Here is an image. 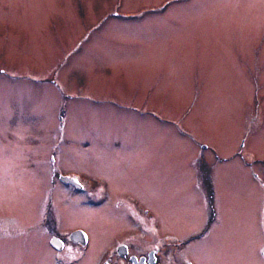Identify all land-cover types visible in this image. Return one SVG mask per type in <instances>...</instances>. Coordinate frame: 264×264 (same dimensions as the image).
Instances as JSON below:
<instances>
[{"label": "rangeland", "instance_id": "obj_1", "mask_svg": "<svg viewBox=\"0 0 264 264\" xmlns=\"http://www.w3.org/2000/svg\"><path fill=\"white\" fill-rule=\"evenodd\" d=\"M51 158L133 196L166 243L210 202L187 253L259 264L264 0H0V264H54L50 202L62 230L85 220Z\"/></svg>", "mask_w": 264, "mask_h": 264}, {"label": "flooded vegetation", "instance_id": "obj_2", "mask_svg": "<svg viewBox=\"0 0 264 264\" xmlns=\"http://www.w3.org/2000/svg\"><path fill=\"white\" fill-rule=\"evenodd\" d=\"M49 160L50 186L55 187L59 184L65 187L67 195L63 200L69 204H75L79 200L80 203L76 204L79 206L74 208L81 210L82 217L85 219L81 223H72L71 226L62 230L61 216L55 205L50 202L52 211L45 214L42 224L50 233L46 244L54 264L83 262L89 264H197L186 249L192 246L191 241L206 234L205 232L214 223L216 211L210 202H208V209L204 206L206 209L203 213L199 209H193L191 213L197 222L203 219V229L199 234L166 243L167 233L161 231L154 213L139 204L133 196L125 192L110 191L108 183L103 178L84 177L68 169L61 172L62 170L58 168L60 162L55 158ZM209 197L207 195V199ZM51 199L52 197L49 196V200ZM57 199L60 200V198ZM113 211H115L114 215L110 216ZM87 219H91V223L86 222ZM97 219L110 220L114 227L109 228L107 224L104 226ZM259 226L258 234L262 238L257 239L256 248L260 258L259 264H264V209L263 221ZM104 228V231L108 232V244L100 248V230ZM144 233L147 237H137L138 234ZM253 249L254 246L252 251Z\"/></svg>", "mask_w": 264, "mask_h": 264}]
</instances>
